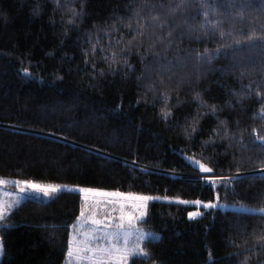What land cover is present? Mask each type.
I'll use <instances>...</instances> for the list:
<instances>
[{
	"label": "trees",
	"instance_id": "1",
	"mask_svg": "<svg viewBox=\"0 0 264 264\" xmlns=\"http://www.w3.org/2000/svg\"><path fill=\"white\" fill-rule=\"evenodd\" d=\"M262 4L0 0V177L157 195L145 224L160 237L137 264H264ZM70 8L82 9L72 23ZM192 158L231 179L212 187ZM196 200L216 206L181 202ZM82 204L69 190L26 198L1 227L0 264H64Z\"/></svg>",
	"mask_w": 264,
	"mask_h": 264
},
{
	"label": "snow or ice",
	"instance_id": "2",
	"mask_svg": "<svg viewBox=\"0 0 264 264\" xmlns=\"http://www.w3.org/2000/svg\"><path fill=\"white\" fill-rule=\"evenodd\" d=\"M54 3L57 7L60 6V0H54ZM243 6L247 7L248 5ZM179 7L180 5H176L171 8L170 11L174 12ZM262 8H264V4H262ZM145 10H147V2L145 3ZM36 11L38 12L39 10L36 9ZM70 11L72 12V16L69 17L68 23H72L76 17L82 15V9L80 12H77L75 8H70ZM140 11L141 10L139 9L134 10L133 15L138 16L141 20H143L145 17L140 16ZM147 14L154 21L158 19L156 16H151L150 11ZM204 15L207 16V12H205ZM241 15H243V13H241ZM164 23L165 21H160L156 27L162 28ZM124 26L129 28L131 27L130 24H126ZM146 27L147 25L138 22L136 28L132 29V31L135 32V35L132 40L127 42V44L131 45L133 40L136 39V36H144V29ZM201 27H203V25ZM167 35H171V33L169 32ZM219 35L223 38L225 33L220 30ZM251 38L252 33L245 37V39ZM164 39V36H157V40L160 42H163ZM116 43L119 44L120 41L118 40ZM168 43L170 44L171 41H168ZM234 43L239 45L240 40H234ZM149 47H151V45ZM91 51L95 53V44L92 45ZM121 51H123V49H121ZM208 52L209 50L205 48L204 54L197 53L196 55L198 58L206 59L210 62L214 56L208 54ZM219 53L220 46H218L216 50V54ZM104 59L110 60L111 64H115L117 62L116 53L113 52L111 57H104ZM124 63H127V61L124 60ZM93 67H95L94 64ZM21 71L25 75H31L27 67L22 68ZM101 74H103V70H101ZM199 97V92L194 93V99H199ZM164 99L167 100V95L164 96ZM200 103L203 105L204 101L201 100ZM209 108L213 113H215V105H210ZM161 113L163 114V118L167 119L171 115V109L169 108L166 111L165 108H162ZM195 122L196 118H193V124L191 125L192 132L196 131ZM220 123L224 124L225 122L221 121ZM184 132L185 135H190L187 129H184ZM224 132L227 134V128H224ZM258 139L264 141V136H258ZM192 162L196 164L202 172L210 174L204 176L203 179L212 187L216 186L217 181L223 185L231 179V177L211 174L214 172L213 168L209 167L205 163L194 160V158H192ZM5 183L6 180L4 178H0V185ZM15 183L22 193L27 190H33L42 192L46 196L67 188L65 185H45L37 183L33 180H17ZM68 190L86 194L84 196L85 201H89V198H91V203H86L80 208L79 216L77 218L80 223H74L72 226L74 232L71 239L68 241V249L66 253L67 257L72 258L70 264H129L130 260H132L133 264H135L133 259L135 257L150 258L151 254L142 245V242L145 241L148 236H152V239H157L158 236L142 231L138 226V222L143 221L147 216L148 201L156 200L160 197L131 192H120L118 190L109 191L99 188H80L79 186H75L74 188ZM216 198L217 200L219 199L218 193L216 194ZM163 199L170 198L163 197ZM174 199L179 200L180 198L176 197ZM181 202L185 204L194 203L195 205H203L206 208L216 206L212 200L207 202L201 200ZM19 203L20 201L18 200L14 205H5L3 200L0 199V221H3L6 216L11 215L12 210L15 207H18ZM99 209H105V211L101 212ZM258 211L264 212V209H259ZM200 215H202V213L199 210L188 213L190 218H196ZM5 227H7V225H5ZM85 227L87 228V231H80L81 228ZM133 237H135V239H133ZM3 253V237H0V256H2Z\"/></svg>",
	"mask_w": 264,
	"mask_h": 264
},
{
	"label": "rangeland",
	"instance_id": "3",
	"mask_svg": "<svg viewBox=\"0 0 264 264\" xmlns=\"http://www.w3.org/2000/svg\"><path fill=\"white\" fill-rule=\"evenodd\" d=\"M0 178H4L6 180V183L3 184V185H0V199L3 200V202L5 203V205H14L16 203V201H20V203H22L26 198L28 197H38V198H41V199H44V200H50L51 198H53L57 193L61 192V191H66L68 189H72L74 188L75 186H79L80 188H97V187H91V186H82V185H74V184H59L57 183L58 185H65L67 186V188L65 189H62L60 191H57L55 193H52L51 195H44L42 192H38V191H33V190H27L26 192H21L19 187L17 186V184L15 183V181L19 180V179H14V178H5V177H0ZM37 183H40V184H51V183H43V182H37ZM99 189H102V188H99ZM106 190H109V191H115V190H111V189H106ZM120 192H124V191H121V190H118ZM78 192V191H76ZM82 198H83V204H86V203H91V198H89V201H85L84 199V196L86 194L84 193H80ZM139 194V193H137ZM144 195H149V194H144ZM150 196H154V197H158L157 195H150ZM152 200L148 201L147 203V214H148V206H149V203L151 202ZM19 203V204H20ZM16 208V207H15ZM14 208V209H15ZM13 209V210H14ZM12 210V211H13ZM99 211L103 212L105 211V209H99ZM8 216L5 217V219L3 221H0V237H2V234H1V227L6 223V219H7ZM147 219V216L145 217V219L143 221H140L138 222V226L139 228L146 232V233H150V234H155L158 236V238L160 237V234L154 230H152L151 228H148L145 224V220ZM74 223L78 224L80 223V221L77 219V221H75ZM73 223V224H74ZM72 224V226H73ZM71 226V230H70V239L73 235V227ZM80 231H87V228H81ZM133 239H135V237H133ZM149 239H152V236H148L146 238L145 241L142 242V245L146 248V241L149 240ZM4 254V253H3ZM3 258V255L0 256V261L2 260ZM143 258V257H141ZM134 259V258H133ZM72 260V258H69L67 257L66 260H65V263L64 264H70V261ZM129 264H133V261L130 260L129 261ZM137 264V263H135ZM152 264H160V263H152Z\"/></svg>",
	"mask_w": 264,
	"mask_h": 264
}]
</instances>
